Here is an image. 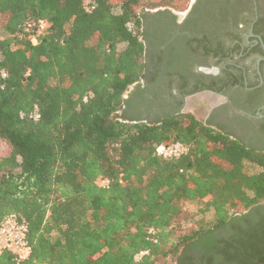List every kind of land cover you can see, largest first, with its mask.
<instances>
[{
    "label": "trees",
    "instance_id": "1",
    "mask_svg": "<svg viewBox=\"0 0 264 264\" xmlns=\"http://www.w3.org/2000/svg\"><path fill=\"white\" fill-rule=\"evenodd\" d=\"M141 1L0 0V224L14 214L32 245L0 264H264V213L249 220L264 212V144L191 112L130 108L144 95L129 90L144 77ZM40 19L42 31L26 30ZM172 141L186 151L156 155ZM197 199L211 224L174 242L182 203Z\"/></svg>",
    "mask_w": 264,
    "mask_h": 264
},
{
    "label": "flooded vegetation",
    "instance_id": "2",
    "mask_svg": "<svg viewBox=\"0 0 264 264\" xmlns=\"http://www.w3.org/2000/svg\"><path fill=\"white\" fill-rule=\"evenodd\" d=\"M144 12V77L129 88L139 83L144 95L130 108L190 112L188 101L205 96L209 107L202 118L191 112L196 118L263 145L264 0H189L182 12L161 2Z\"/></svg>",
    "mask_w": 264,
    "mask_h": 264
},
{
    "label": "rangeland",
    "instance_id": "3",
    "mask_svg": "<svg viewBox=\"0 0 264 264\" xmlns=\"http://www.w3.org/2000/svg\"><path fill=\"white\" fill-rule=\"evenodd\" d=\"M152 2H158V0L141 1L139 5L136 6L137 12L153 9L159 4H153ZM188 2L189 0H172L171 2L166 3L173 6L176 11L182 12L187 7ZM0 36H3L2 32H0ZM129 88H131V85ZM204 97H199V99L196 100L190 99L184 110L192 112L198 118H202L209 107L208 104L205 103L203 105L201 102ZM255 136H257V134H255ZM8 151V143L4 140H0V155L6 154ZM247 167L250 172L257 170V167L252 165L247 164ZM263 201L264 200H262V202ZM212 218L213 212L212 209L207 205L206 200L197 199L183 202L181 205V211L174 220L177 227L175 228L174 234L171 237L172 240L176 242L184 233L196 230L202 226L205 227L210 225ZM179 250H181V246H179ZM155 264H176L175 255L168 254L165 257H159Z\"/></svg>",
    "mask_w": 264,
    "mask_h": 264
},
{
    "label": "built area",
    "instance_id": "4",
    "mask_svg": "<svg viewBox=\"0 0 264 264\" xmlns=\"http://www.w3.org/2000/svg\"><path fill=\"white\" fill-rule=\"evenodd\" d=\"M46 26V22L43 19L38 20L36 23H27L26 30L29 31L36 27L37 31H42ZM32 43H36V38L31 37ZM86 99V96H84ZM37 118L39 115L34 112L33 115ZM186 151V147L179 141H172L168 143H160L155 148V153L157 156L163 158H173L182 155ZM110 183L109 178L99 176L97 178V184L102 187H108ZM27 224L16 219L14 214H10L5 218V220L0 224V253L7 251L12 255L13 260L16 263H20L30 257L32 254V245L27 238ZM150 237H154L155 231L149 229ZM156 240V239H154ZM148 250H140L135 255V260H139L140 257L147 254Z\"/></svg>",
    "mask_w": 264,
    "mask_h": 264
}]
</instances>
